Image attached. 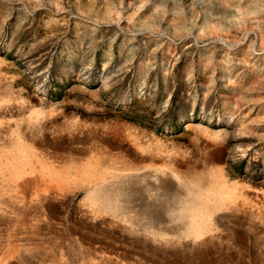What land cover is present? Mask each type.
<instances>
[{
	"label": "rangeland",
	"instance_id": "obj_1",
	"mask_svg": "<svg viewBox=\"0 0 264 264\" xmlns=\"http://www.w3.org/2000/svg\"><path fill=\"white\" fill-rule=\"evenodd\" d=\"M0 264H264V0H0Z\"/></svg>",
	"mask_w": 264,
	"mask_h": 264
},
{
	"label": "bare ground",
	"instance_id": "obj_2",
	"mask_svg": "<svg viewBox=\"0 0 264 264\" xmlns=\"http://www.w3.org/2000/svg\"><path fill=\"white\" fill-rule=\"evenodd\" d=\"M224 189V188H223ZM228 189V188H227ZM225 194V193H224Z\"/></svg>",
	"mask_w": 264,
	"mask_h": 264
}]
</instances>
